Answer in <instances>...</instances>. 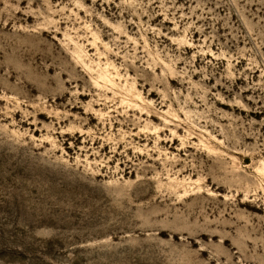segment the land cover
I'll use <instances>...</instances> for the list:
<instances>
[{"label":"rangeland","instance_id":"374dc122","mask_svg":"<svg viewBox=\"0 0 264 264\" xmlns=\"http://www.w3.org/2000/svg\"><path fill=\"white\" fill-rule=\"evenodd\" d=\"M0 264H264V0H0Z\"/></svg>","mask_w":264,"mask_h":264}]
</instances>
